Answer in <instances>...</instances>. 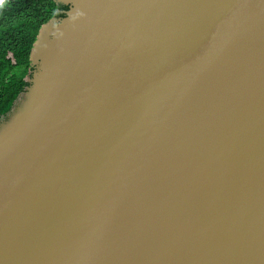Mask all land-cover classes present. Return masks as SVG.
<instances>
[{
    "label": "water",
    "instance_id": "water-1",
    "mask_svg": "<svg viewBox=\"0 0 264 264\" xmlns=\"http://www.w3.org/2000/svg\"><path fill=\"white\" fill-rule=\"evenodd\" d=\"M81 1L0 121V264H264V0Z\"/></svg>",
    "mask_w": 264,
    "mask_h": 264
},
{
    "label": "trees",
    "instance_id": "trees-1",
    "mask_svg": "<svg viewBox=\"0 0 264 264\" xmlns=\"http://www.w3.org/2000/svg\"><path fill=\"white\" fill-rule=\"evenodd\" d=\"M68 9L55 0H0V121L30 85L31 52L41 27Z\"/></svg>",
    "mask_w": 264,
    "mask_h": 264
},
{
    "label": "bare ground",
    "instance_id": "bare-ground-1",
    "mask_svg": "<svg viewBox=\"0 0 264 264\" xmlns=\"http://www.w3.org/2000/svg\"><path fill=\"white\" fill-rule=\"evenodd\" d=\"M74 1L78 2L80 0ZM86 1L83 3L81 1L83 6H85ZM82 10L84 9H79V11ZM65 30V26H57L55 24L47 26L44 30V35L38 54L45 59V65L43 67L44 71L40 74L39 79H37L38 90L43 86H45V89L51 88L55 80L54 74L56 73V68L61 67L62 62L66 60L70 54V51L74 45V37L72 38L71 36L68 40H65L63 34V31ZM51 35L53 37H50ZM52 77L54 80H52Z\"/></svg>",
    "mask_w": 264,
    "mask_h": 264
},
{
    "label": "rangeland",
    "instance_id": "rangeland-1",
    "mask_svg": "<svg viewBox=\"0 0 264 264\" xmlns=\"http://www.w3.org/2000/svg\"><path fill=\"white\" fill-rule=\"evenodd\" d=\"M58 1V4H62V2H61V0H57ZM33 66H34V69H33V71H32V73L35 71V69H36V65L33 63ZM24 92V91H23ZM21 93V95H20V98H23V94L24 93ZM21 100V99H20ZM9 117V114L7 115V116H5L3 119H7Z\"/></svg>",
    "mask_w": 264,
    "mask_h": 264
}]
</instances>
